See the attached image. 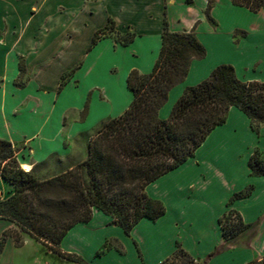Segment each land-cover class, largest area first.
<instances>
[{
    "label": "crops",
    "instance_id": "0c3cea01",
    "mask_svg": "<svg viewBox=\"0 0 264 264\" xmlns=\"http://www.w3.org/2000/svg\"><path fill=\"white\" fill-rule=\"evenodd\" d=\"M222 1V7L228 17L226 28V20L219 11L221 8L219 0H212L208 11L207 0H203L201 7L203 15L198 10L195 12L193 0H0V30L6 28L5 34L0 36V50L7 46L8 49L5 51L4 57H7L8 54L12 55L16 62V71L10 77L9 83L17 90H25L36 81L38 85H35V90L36 92L41 91L42 85L39 81L49 65V61L46 60L48 58L54 59L56 55L57 57L61 56L63 52H76L75 47L78 45L80 36L84 33L87 39L85 44L80 46L81 57H78V61L74 62L71 68L61 72L58 76L55 84L56 97L54 103L65 90L62 84H59L60 80L64 76H68L69 78L74 77L79 82L77 73L82 69L84 60L102 58L101 53L105 48V53L110 54V56L121 54L129 62L128 67L122 72V84L128 98L119 104V108L114 113L101 117L100 121L115 118L122 114L132 101V93L126 85L128 74L132 70L139 74L151 72L159 54L164 20L167 21L171 32L192 30L198 41L206 49L203 59L191 62L184 84L170 90L167 101H172L173 105L186 87L199 84L220 65L232 66L237 79L241 82L264 83V22H262V20L264 21V8L257 13H252L246 8L232 5L230 0ZM190 13L193 16L189 19ZM237 16H242V19L248 23L245 25L236 23ZM110 21L114 25L113 30L115 32L134 34L133 41L128 46H121L115 43L109 35L91 46V40L95 33L104 29ZM18 24L20 25L19 28L17 27ZM201 25H204V31H201L203 30L200 28ZM223 36L229 38L231 49L239 54L240 61L235 63L218 60L208 65V40L219 43ZM111 69H115V72L117 70L114 65L110 66L109 72ZM4 77V74L0 76V92L5 84ZM23 77H26L25 81L20 82L19 79ZM93 96L98 99V102L105 105L110 104L107 92L97 87L90 88L83 99V107L75 124L85 123L89 118ZM100 97L104 100L101 101ZM1 109L0 115L3 116ZM161 113L162 111L159 112V115ZM11 114L12 116L17 115L14 110ZM5 122L8 125L7 120ZM61 124L63 125V117ZM240 127L244 128L242 132L246 133V140H240ZM40 138V135L36 133L25 141H16L10 133H0V139L11 142L13 146L14 143L22 145L21 151H16L15 155L20 167L26 172L33 171L30 164L44 162L53 153L58 154V152H49L44 157L36 158L31 143ZM225 150L229 154L224 155ZM62 151H64L63 147ZM201 153L202 156H200ZM204 153L209 154L207 156L217 162L219 172H209L210 166L207 161L199 158V156L204 157ZM254 153L264 155V124L260 125L257 131H254L248 118L237 108L230 107L226 121L216 127L195 151L194 156L188 159L191 160L190 166L195 168L196 173L189 183H183L180 188L188 190L186 199L190 200L194 198L197 185L198 190L203 194L202 202L206 203L204 219L200 220V216H193L189 225L194 224V229L197 232H207V234L199 235L197 241L193 238V243H185L180 237V231L183 230L181 227L184 228L182 226L184 220L178 217V220L173 223L169 222L165 219L167 211L163 201L149 194L152 184H157V180L168 173L145 188L148 197L161 202L164 206L165 213L162 217L156 221L146 218L140 220L128 235L117 225L111 226L120 228V231L129 237V240L140 250L143 248L144 238L143 236L138 237L137 230L143 225V221L147 222L152 229H159V226L161 228V224H163L164 233L156 232L155 239L162 240V235L167 237L168 243L161 249V254L153 264H160L169 258L176 250L177 245H180L192 258L204 264H264V252L256 253V244L261 239L264 240V176L250 175L248 161ZM236 160L239 163V172L237 173ZM187 161L176 169L185 167L183 165ZM238 177H242L245 181L236 187ZM223 184L228 187V190L221 193L212 186H223ZM248 187L250 189L249 195L231 201L235 194ZM10 191L11 186L0 176V200L6 199ZM213 191H215L214 195H212ZM184 206L187 207V205ZM229 211L238 213L242 221L253 229V232L243 243L236 244L235 242L232 245H225L219 220ZM97 217L100 218L101 227L108 225L110 218L102 212L94 210L89 223L77 224L76 226L79 228L74 226L65 237H68L73 231V234H87L90 231L86 229L94 227ZM14 228L12 223L0 220V238L3 232ZM120 231L116 230L114 236L104 238L103 242L113 238L125 246ZM210 233L213 234L212 237ZM21 237L23 240L22 247L30 241L41 245L26 234ZM199 246L202 248L204 246L201 253L197 248ZM15 248L13 238L8 236L0 254V264H12L13 257L11 256ZM143 260L142 255L139 259L140 264H148L144 263Z\"/></svg>",
    "mask_w": 264,
    "mask_h": 264
},
{
    "label": "trees",
    "instance_id": "16d2710c",
    "mask_svg": "<svg viewBox=\"0 0 264 264\" xmlns=\"http://www.w3.org/2000/svg\"><path fill=\"white\" fill-rule=\"evenodd\" d=\"M230 1L252 13L264 8V0ZM211 4L207 0V11ZM113 29L108 22L95 33L91 46L110 34L121 46L133 41L134 34ZM204 56L205 49L192 30L171 32L164 20L151 72L132 70L126 78L132 93L128 108L102 123L88 141L87 157L62 174L38 180L20 167L13 144L0 139V176L11 186L9 196L0 200V220L16 227L3 232L0 254L8 236L16 248L21 247L24 233L62 259L88 264L62 252L60 244L74 226L89 223L94 210L111 217L128 235L140 220L156 221L165 213L162 203L148 197L145 188L192 158L206 137L226 121L230 107L241 111L257 131L264 124V83L241 82L230 65H220L199 84L186 87L169 117L159 118L170 90L184 82L191 62ZM248 168L251 176H264V161L258 153L249 158ZM249 193L250 189L237 193L231 201ZM219 223L224 242L250 228L234 211L224 214ZM160 264L204 263L177 245Z\"/></svg>",
    "mask_w": 264,
    "mask_h": 264
},
{
    "label": "rangeland",
    "instance_id": "374dc122",
    "mask_svg": "<svg viewBox=\"0 0 264 264\" xmlns=\"http://www.w3.org/2000/svg\"><path fill=\"white\" fill-rule=\"evenodd\" d=\"M193 1L195 12L196 10L202 12L201 7L203 0ZM219 2L221 7L219 11L226 20L228 17L222 7L223 1L219 0ZM21 12L25 13V11L22 10ZM203 14L202 12V15ZM188 16L190 19L193 15L190 13ZM262 22L264 21L262 20ZM225 23L226 28L227 20ZM236 23H243L245 25L248 22L243 20L242 16H237ZM17 27L19 28L20 25L18 24ZM200 28L203 29L201 31H204V25H201ZM5 32L6 28L1 29L0 36H3ZM111 38L114 39L113 34ZM86 39L87 36H84L83 33L79 38L78 45L75 47L76 52H63L61 56L57 57L56 55L54 59L48 58L46 60L49 61V65L47 70L43 72L44 74L39 81L40 85H42V90L39 92L35 90V85H38L36 81L25 90H17L9 83L11 80L10 77L16 71V62L12 55L8 54L7 57H4L5 51L8 49L7 46L2 47L0 50V76L3 74L5 75V84L0 92V109L2 108L1 110L3 113V116L0 115V133H10L16 141H25L33 134L38 133L41 138L31 143L35 151L34 154L38 159L44 157L49 152H58V154L53 153L44 162L30 164L33 167L32 174L38 180L52 178L81 163L87 157V144L89 139L94 136L102 123L108 120L100 121V118L114 113L119 108V104H121L122 101H126L128 98L122 84V72L128 67L127 65L129 62L125 59V56L121 54L110 56V54L105 53V48H103V53H101V55H103L102 58L84 60L82 69L77 73L79 82L76 81L74 77L69 78L68 76H64L60 80L59 84L61 83L65 90L58 97L57 102L54 103L56 97L55 84L58 80V76L61 72L71 68L74 62L78 61V57H81V50H79L80 46L85 44ZM207 47L209 52L208 65L218 60L237 63L241 59L239 54L231 49L227 36H223L219 43H215L209 39ZM111 65L115 66L117 69L116 72L115 69H111L109 72ZM25 79L26 77H23L20 78L19 81L24 82ZM183 84L184 83H180L174 88ZM73 87L78 88L74 89ZM93 87L100 88L107 92L110 104L105 105L98 102V99L93 96L89 118L85 123L75 124L79 119V112L83 107V99L85 98L86 92ZM100 100L103 101L104 99L100 97ZM172 106V101H167L162 106L159 111L163 113L159 115L161 120H165L169 117ZM12 110H14L17 115L12 116ZM62 117L63 125L61 124ZM5 120H7L8 125ZM240 128V140H246L247 135L242 132L244 128ZM62 141L64 151H62L61 147ZM14 147L16 151L20 152L22 145L14 143ZM226 151L227 150L224 151V155L229 154V152ZM207 155L209 154L204 153V157H200L202 156L201 153L199 158L207 161V164L210 166L209 172H219L217 162ZM259 158L264 161V155L259 154ZM190 161L191 160H188L187 163L183 165L185 167L176 169L158 179V183L152 184L150 187L149 194L163 201L167 211L165 219L169 220V222L173 223L178 220V217L184 220V224H182L184 228L181 227L183 230L180 231V237L185 243L189 242L191 244L193 243V238L197 241L199 235L207 234V232H197V230L194 229V224L189 226L193 216H200V220L204 219V216H206V203L202 202L203 194L198 190L197 185L194 191V198L190 200L186 199L188 190L180 188L183 183H189L191 178L195 176V168L190 166ZM238 168L239 163L236 160V173L239 172ZM191 173H194V175H191ZM244 181L242 177H238L236 179V187L243 184ZM212 186L220 193L228 190V187L224 184L223 186ZM247 189H249V187L245 190ZM214 193L215 191H213L212 195H214ZM184 205H187V207ZM179 214H181V216H179ZM109 218L110 220L106 227L100 226V218L97 217L93 225L94 227L86 229L90 231H87V234H73L74 231L71 232L68 237L63 238L60 244V250L62 252L74 254L88 264H140L139 259L142 255L144 263L153 264L161 254V249L168 243L167 237L162 235V240L155 239L156 232H161V234L164 233L163 224H161V228L159 226V229H152L148 226L147 222L143 221V225L137 230L138 237L143 236L144 238V242H142L143 248L140 249L142 252L141 254L137 246L129 240V237L120 231V228L111 226L114 225L113 219L111 217ZM76 228L79 227L76 226ZM14 229H16V227ZM116 230L121 233L125 243V246L123 245L124 247L119 241L113 238L103 242L104 238L114 236ZM252 232L253 229L249 228L248 231L225 242V245H232L235 242L236 244L239 242L243 243ZM210 234L212 237L213 234ZM23 235L24 233L21 234V236ZM165 235L167 236L168 234ZM197 248L199 249L198 251H200L199 253H201L204 246L203 248L200 246ZM262 252H264L263 239L256 244V253L260 254ZM11 257H13L12 264H78L62 259L58 255L49 252L44 246L33 241L26 242L23 247L15 248Z\"/></svg>",
    "mask_w": 264,
    "mask_h": 264
}]
</instances>
